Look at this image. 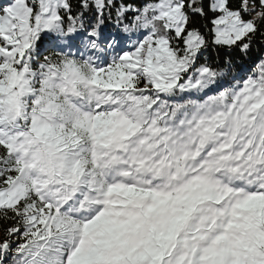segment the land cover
Listing matches in <instances>:
<instances>
[{"label":"snow or ice","instance_id":"6c2138e0","mask_svg":"<svg viewBox=\"0 0 264 264\" xmlns=\"http://www.w3.org/2000/svg\"><path fill=\"white\" fill-rule=\"evenodd\" d=\"M253 43L264 0H0V264H264V57L208 60Z\"/></svg>","mask_w":264,"mask_h":264},{"label":"trees","instance_id":"16d2710c","mask_svg":"<svg viewBox=\"0 0 264 264\" xmlns=\"http://www.w3.org/2000/svg\"><path fill=\"white\" fill-rule=\"evenodd\" d=\"M229 55L231 56L234 65L232 67V75L244 76L252 70L261 57H264V45L253 43L251 51L243 58L237 51L229 53L227 49L216 50L211 52L208 60L209 63H212L213 65L219 63L223 66V61L227 59Z\"/></svg>","mask_w":264,"mask_h":264}]
</instances>
